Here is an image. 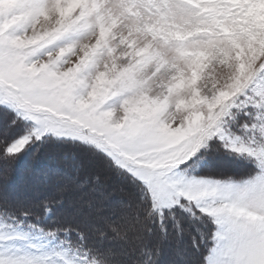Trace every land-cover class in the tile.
<instances>
[{
  "label": "snow or ice",
  "instance_id": "snow-or-ice-1",
  "mask_svg": "<svg viewBox=\"0 0 264 264\" xmlns=\"http://www.w3.org/2000/svg\"><path fill=\"white\" fill-rule=\"evenodd\" d=\"M0 107L23 128L0 133V189L51 138L141 191L77 166L38 199L0 192V264H157L151 224L174 207L211 226L201 264H264V0H0ZM214 138L255 175L174 171ZM32 231L63 250L28 251Z\"/></svg>",
  "mask_w": 264,
  "mask_h": 264
},
{
  "label": "rangeland",
  "instance_id": "rangeland-1",
  "mask_svg": "<svg viewBox=\"0 0 264 264\" xmlns=\"http://www.w3.org/2000/svg\"><path fill=\"white\" fill-rule=\"evenodd\" d=\"M1 111L5 114L4 117L7 120H4V117L0 115V133L7 132L10 136L19 134L23 130L21 124L18 123L13 128H8L9 123L13 119V113L3 107H0ZM232 111H235V109H232ZM223 128L226 132L240 135L232 123L223 125ZM45 142H50L53 146L48 145L45 147L40 151L38 158H34L32 152H29V155H26L27 157H20L19 163L21 164V168L19 164L15 163L13 169H16V174L11 175L9 182L0 189V192L10 198L27 197L29 193L31 195L28 197L38 199L40 195L51 192L56 187L53 183L60 177L71 176L72 171L76 168L75 161L71 160L72 162H69L68 158L62 159L58 154L59 152L64 153L65 150L69 151V149L73 151L77 145H74L70 141H58L51 138L46 139ZM65 143H68L69 146L64 147L63 144ZM39 145H34L33 147L36 148ZM78 158L80 157L77 156ZM100 158L99 160L94 159L93 161H89L87 157H81L80 163L82 165L79 167L82 176L99 172L102 179L107 178L109 187H123L127 195L126 202L130 201L135 204L139 200V197L136 195L137 187L127 182L125 174H117L111 170H106L102 164L103 158ZM174 171L183 172L185 178L231 177L233 182L249 179L256 173V169L250 162L237 157L235 154L227 153L220 147V142L215 138L208 141L206 148L200 149L190 167H186V169L181 167ZM113 174H116V176L120 175L123 180L118 179ZM29 190L33 191L29 192ZM75 195L69 194L68 199H74ZM33 222L35 223V221ZM206 222V217L194 218L191 213L182 211L178 207H174L170 212H166L162 224L154 221L151 224V238L153 241L158 240L161 246V255L157 264H201L202 257L209 255L213 247L212 242L208 238L211 226L206 227ZM0 223H7V221L0 220ZM39 224L41 227L49 225L47 220L40 221ZM161 227L163 231H161ZM30 236L31 242L37 247L28 251L39 254V252L51 253L63 250L57 241L43 239L38 231L30 232ZM16 247L22 248V245L17 244ZM0 251H3L2 247H0Z\"/></svg>",
  "mask_w": 264,
  "mask_h": 264
},
{
  "label": "trees",
  "instance_id": "trees-1",
  "mask_svg": "<svg viewBox=\"0 0 264 264\" xmlns=\"http://www.w3.org/2000/svg\"><path fill=\"white\" fill-rule=\"evenodd\" d=\"M0 115H1V117L3 116H5V114L1 111L0 112ZM4 120H7L6 119V117H4L3 118ZM48 145H52L50 142H44L43 144H40L39 145V148H40V151H42L45 147H47ZM53 146V145H52ZM63 146L64 147H66V146H69V144L68 143H65V144H63ZM72 147V146H71ZM33 149H31V148H29L26 152H24L20 157H24V156H26V155H29V152L31 153H33V151L35 150V147H32ZM70 148V147H69ZM55 154H58V153H55ZM60 155V158H68V161L69 162H72L71 160H74L75 161V164H76V166L75 167H77V166H80L81 167V165H82V163H80L81 161H80V158L82 157V158H84V157H87L88 159H89V161H93L94 159H97V160H99V159H101L99 156H97V155H94L93 153H91V151L90 150H87V149H84L83 147H80V146H77V147H75V149L72 151V149H69V151H64V153H62V152H59V154H58V156ZM78 157H80V158H78L77 159V156ZM20 157H19V159L16 161V163L17 164H19V167L21 168V164L19 163V160H20ZM27 157V156H26ZM102 164L104 165V167L106 168V170H111L112 172H114L110 167H108V165H107V163L102 159ZM74 167V166H73ZM23 168V167H22ZM75 169V168H74ZM110 171V172H111ZM16 169H13V172H12V175H14V174H16ZM113 175H115L116 176V174H113ZM118 179H120V180H123V178L119 175V176H116ZM46 179H48V178H46ZM49 180V179H48ZM127 180V182H128V179H126ZM129 183V182H128ZM133 185H135L136 187H137V196L140 198V196H141V191H140V186L138 185V184H133ZM33 191V190H32ZM32 191H30L29 190V192H32ZM34 193V192H33ZM32 193V194H33ZM31 194H29L28 193V195H27V197L28 196H30ZM46 227H50V225H46ZM46 227H43V228H46Z\"/></svg>",
  "mask_w": 264,
  "mask_h": 264
}]
</instances>
